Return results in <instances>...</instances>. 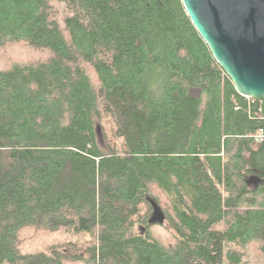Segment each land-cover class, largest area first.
I'll return each instance as SVG.
<instances>
[{"label": "trees", "instance_id": "trees-1", "mask_svg": "<svg viewBox=\"0 0 264 264\" xmlns=\"http://www.w3.org/2000/svg\"><path fill=\"white\" fill-rule=\"evenodd\" d=\"M262 129L182 0H0V264H264Z\"/></svg>", "mask_w": 264, "mask_h": 264}, {"label": "water", "instance_id": "water-1", "mask_svg": "<svg viewBox=\"0 0 264 264\" xmlns=\"http://www.w3.org/2000/svg\"><path fill=\"white\" fill-rule=\"evenodd\" d=\"M193 26L236 92L264 102V0H182ZM150 223L165 215L150 200Z\"/></svg>", "mask_w": 264, "mask_h": 264}, {"label": "rangeland", "instance_id": "rangeland-1", "mask_svg": "<svg viewBox=\"0 0 264 264\" xmlns=\"http://www.w3.org/2000/svg\"><path fill=\"white\" fill-rule=\"evenodd\" d=\"M102 125L103 128L105 130V133L110 136L111 135V131H113L114 129V124H113V120L108 118H104L102 121ZM110 141H113L112 139H110ZM114 142V141H113ZM146 212V209L143 210V214Z\"/></svg>", "mask_w": 264, "mask_h": 264}, {"label": "built area", "instance_id": "built-area-1", "mask_svg": "<svg viewBox=\"0 0 264 264\" xmlns=\"http://www.w3.org/2000/svg\"><path fill=\"white\" fill-rule=\"evenodd\" d=\"M250 101V103H255L256 101H254L253 99H248ZM251 138H253V140L256 143H264V129L260 130L257 134H255L254 136H251Z\"/></svg>", "mask_w": 264, "mask_h": 264}]
</instances>
